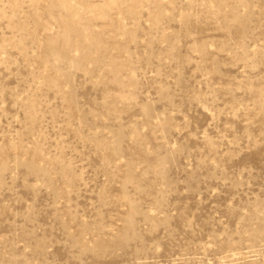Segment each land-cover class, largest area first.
I'll list each match as a JSON object with an SVG mask.
<instances>
[{
  "label": "rangeland",
  "instance_id": "374dc122",
  "mask_svg": "<svg viewBox=\"0 0 264 264\" xmlns=\"http://www.w3.org/2000/svg\"><path fill=\"white\" fill-rule=\"evenodd\" d=\"M0 264H264V0H0Z\"/></svg>",
  "mask_w": 264,
  "mask_h": 264
}]
</instances>
